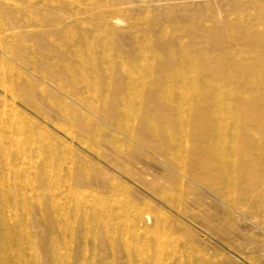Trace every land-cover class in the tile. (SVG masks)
Wrapping results in <instances>:
<instances>
[{"label": "bare ground", "instance_id": "bare-ground-1", "mask_svg": "<svg viewBox=\"0 0 264 264\" xmlns=\"http://www.w3.org/2000/svg\"><path fill=\"white\" fill-rule=\"evenodd\" d=\"M158 1L0 14V264H204L177 244L189 225L217 234L197 190L264 224V0ZM121 178L165 210L80 212L79 183L119 193Z\"/></svg>", "mask_w": 264, "mask_h": 264}, {"label": "rangeland", "instance_id": "rangeland-1", "mask_svg": "<svg viewBox=\"0 0 264 264\" xmlns=\"http://www.w3.org/2000/svg\"><path fill=\"white\" fill-rule=\"evenodd\" d=\"M95 0H0V14H5L8 16L18 15L22 18L32 19L39 16H48L53 13L60 11L73 10L76 11L80 6H90ZM147 4L155 5L162 4L163 1L158 0H146ZM178 2H186L188 5L197 4L195 9H200L202 7V0H177ZM213 2V0H211ZM226 1V0H223ZM194 22V21H191ZM189 21H178L177 28L186 29L191 25ZM156 48V46L154 47ZM127 61V60H126ZM28 78L30 79V84L35 90L36 95H45L48 85L43 83L38 73L35 71L29 72ZM96 79L99 76L93 74ZM143 74L138 70H135L131 74V78L140 79ZM40 86V87H39ZM39 87V88H35ZM41 87H45V91H40ZM56 92V91H55ZM56 97L54 100L58 102L59 106L63 109H68V99L63 97L61 94L56 92ZM139 100L132 105V110H137L141 108L143 101L145 100V94H139ZM153 116L149 117V121L152 126L157 124L156 122V109H150ZM47 132H51L55 135L60 136L66 142L69 143L59 131L54 129L50 124H43ZM105 129L119 136L125 142H129L121 133L115 131L111 127L105 126ZM75 146V145H73ZM136 147V146H135ZM188 149L187 146H185ZM223 148L213 150L214 152L222 153ZM146 153V152H145ZM150 156L142 155L144 157L141 159L142 163L150 167L153 171H159V166L155 165L152 160L145 158ZM115 181L120 185L121 188H116L118 192L107 193L105 191H98L95 187L86 186L84 183H79L78 194H79V210H88L95 202L99 204H105L108 201L110 205L112 202L116 203L122 198L133 202L138 205L148 204L152 207L162 208L164 207L157 203L152 197L143 192L142 189L136 187L129 181L121 178L115 179ZM196 196H198L203 205L201 207V213L206 214L208 220L215 226L217 234L210 238L207 234L193 225H189L193 235L182 236L178 246L184 247L185 249L191 248L193 254L191 260L198 261L201 257H207L204 264H264V224L259 219H252L244 214L228 208L223 203L216 201L211 196L196 191ZM194 196H190L193 198ZM165 210V209H164ZM80 221V218H79ZM195 225V224H194ZM199 227V226H198ZM163 238L167 239L169 235H163ZM140 244L139 241H135L134 245ZM176 261L166 260L163 264H175Z\"/></svg>", "mask_w": 264, "mask_h": 264}]
</instances>
